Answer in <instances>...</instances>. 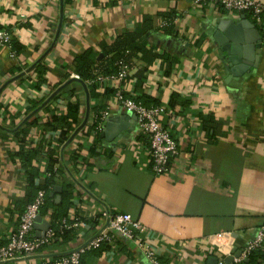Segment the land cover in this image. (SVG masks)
<instances>
[{
  "label": "crops",
  "instance_id": "crops-1",
  "mask_svg": "<svg viewBox=\"0 0 264 264\" xmlns=\"http://www.w3.org/2000/svg\"><path fill=\"white\" fill-rule=\"evenodd\" d=\"M60 6V0H0V28L13 32L22 46L15 56L0 48V86L27 70L51 46ZM243 14L230 15L192 0H64L63 21L52 48L0 94V245L18 224L23 205L17 201L25 197L28 186L11 153L32 149L38 140L57 153L54 168L61 179L49 197L60 204L62 183L70 182L74 191L63 199L62 211L84 221L72 229V241L52 240L41 249L43 253L56 255L91 239L101 202L130 214L154 233L164 264H209L212 257L219 264L223 255L215 245L196 243L211 235L222 234L218 243L236 251L251 241L264 221V53L258 67H242L234 74L228 55L213 37L219 21L238 23ZM173 15L178 16L177 36L174 28L166 32ZM144 18L148 46L175 56L177 63L165 76L159 60L149 65L133 58L132 95L143 102L158 100L166 109L172 92L190 102L186 110L178 107L164 116L179 151L162 175L151 170L148 143L137 131L134 114L112 99L104 106L108 115L101 128L91 120L100 111L97 106H90L85 129L75 134L74 130L63 142L45 127L51 114L66 109L68 99L59 92L79 82L71 81L51 97L74 74V57L88 47L101 56V42L112 44L116 36L136 30ZM178 36L188 38L189 44L182 46ZM199 39L201 43L194 44ZM38 64L47 68L44 83L39 81ZM82 94L80 123L86 114L83 86ZM209 113L218 123L212 141L202 128L201 116ZM78 145L88 151L75 162L70 152ZM46 157V151L37 156L38 167L45 166ZM45 176L35 177L33 183L40 184ZM49 213L51 209L43 219ZM114 235V246L85 252L81 264H150L132 241ZM39 262L40 257L34 256L0 264ZM257 262L264 264V254Z\"/></svg>",
  "mask_w": 264,
  "mask_h": 264
},
{
  "label": "built area",
  "instance_id": "built-area-1",
  "mask_svg": "<svg viewBox=\"0 0 264 264\" xmlns=\"http://www.w3.org/2000/svg\"><path fill=\"white\" fill-rule=\"evenodd\" d=\"M192 2L195 5H209V7L218 11L223 9L224 12L230 15L248 12L250 20L262 36V46L264 48V0H192ZM177 17H175L176 20L178 19ZM13 38L17 39L13 32L6 28L0 29V48H8L10 54L15 56L16 53L11 49ZM177 39L182 46L189 44L188 38L178 36ZM116 66L117 71L115 73L108 75L97 74L95 80L114 88L112 101L136 116L137 131L148 143L147 152L151 160V170L157 175L165 174L168 171L171 160L179 151L177 142L171 137L168 128L164 124V116L167 114V109L161 104L146 106L136 101L131 90L133 85L131 66L124 60L116 62ZM70 78L79 79L76 74H72ZM124 81L129 82L125 83ZM92 82V80L88 81V83ZM107 115L108 107L92 116L91 120L97 129L101 128ZM84 129L85 125L78 131H83ZM18 167L19 173L24 177L21 164H18ZM46 202L47 192L39 189L33 199L24 207L18 224L11 231L7 241L0 245V263L23 261L39 256V264H81V258L85 252L100 249L105 245L114 246L116 239L114 233H118L125 239L132 241L150 264H164L161 261V254L154 243L155 234L149 231L140 220L133 218L128 213L116 211L103 202H101L97 212L98 219L95 235L91 239L68 246L65 251L56 255L41 252V249L46 244L56 238L58 230L76 229L84 225V221L78 217L55 220L49 213L47 218L50 224L49 228L46 231L36 229V218L38 216L43 217L42 210L46 206ZM221 237L222 234L211 235L196 243L215 245L216 249L223 255L219 259V264H243L253 251H264V221L254 238L245 244L239 255L233 256L229 263H225L224 259L232 255V250L225 244L218 243ZM184 244H188L187 241Z\"/></svg>",
  "mask_w": 264,
  "mask_h": 264
},
{
  "label": "trees",
  "instance_id": "trees-1",
  "mask_svg": "<svg viewBox=\"0 0 264 264\" xmlns=\"http://www.w3.org/2000/svg\"><path fill=\"white\" fill-rule=\"evenodd\" d=\"M66 2L68 3L69 0H66ZM221 11L224 10L222 9ZM243 13H245L246 16L250 17V14L248 12ZM169 15L171 14H167V16ZM175 17H177V15H173L172 17H170V20H168L169 23L166 27V32H169V30H172V28H174V33H176L174 35L177 36L178 31L175 25L177 24ZM147 20V18H144L141 25L136 30L125 31L121 35L116 36L112 44L108 45L105 42H101V56H99L100 53H96L92 47H88L74 57L72 72L86 84L90 96V102H92L90 106H97V110H102L104 106H107V101L109 99H112L115 91L114 88H112L108 84L105 85L99 81H96L95 78L97 74L108 75L115 73L117 71L116 62H118L119 60H124L129 64V66L132 65L134 61L133 58L139 57L149 65H151L155 60H159L164 75L169 76L172 73L173 66L177 63V58L166 53L154 52L153 48L148 46L146 40V32L148 30ZM195 43L200 44L201 39L197 40V42L194 41V44ZM11 49L16 54L21 52L22 46L15 38H13L11 41ZM36 69L38 70L39 76H41L39 81L41 83H44L46 79L43 78V73L47 72V68L42 64H38ZM64 77H69V74L65 75ZM132 79L134 84L135 78L133 75ZM139 79L140 81L143 79L141 73ZM90 80H92L93 82L88 83V81ZM58 95H66L68 99L66 109L61 114H51L50 118H48L51 119V121H46L45 127L49 126V132H51V134L57 135L61 142H63L69 138V136L72 134V132H74L75 128L80 123L79 112L84 102V96L82 94V84L80 82H76L74 84L72 83L61 90ZM133 98L146 106L160 104L158 100L154 99L143 102L137 97L133 96ZM189 105V100L182 99L177 92H172L167 103V110L173 113L176 112V108L179 107L177 110H186L187 106ZM201 117L202 128L205 132V135L210 141H212L216 137V124H218L216 122L217 120L210 113L202 115ZM31 124L36 123L32 122ZM22 131H20L19 134H21ZM46 131L43 133V136L45 137L47 134ZM22 139L25 140V133L22 134ZM44 143L45 142L43 140H38L36 141V143H34L32 149H20L18 152L11 153L12 159H14L16 163L21 164V167L24 171L23 176L28 182L25 197L17 201L18 204H20L21 206L23 205V208L19 214L22 213L26 204L33 199L36 192L39 189H42L47 192V202L46 206L42 210V214L45 215L48 210L51 209V215L55 220H59L61 218H70V216L66 215V212L62 211L63 207L65 206L63 204V199L64 201L68 200L72 195L74 188L70 182L62 183V202L58 205H55L52 198L49 197L50 190L53 189L54 185L59 183L58 180L61 179V174L58 173V169L54 168V165L57 161L56 150L48 148ZM42 151L47 152V157L44 160L45 166L41 168V166H37V156ZM87 151L88 150L83 148V146L80 147L78 145L77 148L73 149L70 152V157L75 162L83 160ZM41 171H43V173H41ZM42 174L46 175L45 178H43L42 182L40 184L33 183L34 178ZM57 175H59V177H57ZM72 231V229L58 230L56 238L53 239V241H56L59 238H64L65 241L68 240L67 242L72 241L74 239L71 234ZM262 254H264V251H253L243 262V264H258L257 258L262 257Z\"/></svg>",
  "mask_w": 264,
  "mask_h": 264
},
{
  "label": "water",
  "instance_id": "water-1",
  "mask_svg": "<svg viewBox=\"0 0 264 264\" xmlns=\"http://www.w3.org/2000/svg\"><path fill=\"white\" fill-rule=\"evenodd\" d=\"M60 1H61L60 18L58 22V28L56 30V34L51 46L30 67H28L27 70H25L24 72H20L15 76L11 77L10 79L6 80L5 82H3L0 86V94L9 83L17 80L18 78L23 76L26 72H29L31 69H33L35 65L44 58L46 53L54 45L60 33V28L64 14V0H60ZM241 18L242 21L238 23H235L230 19H223L219 21L218 24H216L215 26L214 34H213L214 40L217 43V45L220 46L221 50L226 52V54L228 55L231 64L233 65L232 72L234 74H238V69L242 67H245L246 69L250 67H258V62L260 57L259 55L263 45L262 36L259 30L256 28V26L246 17L245 14H243ZM73 80L79 81L82 84L86 98L85 99L86 114L80 126L75 130L74 132L75 134L82 126L85 125L90 110V96L86 84L80 79L70 78L63 85L58 87L56 91L51 95V97L54 96L57 92H59L62 88H64L67 84H69ZM26 119L27 118H25L23 122ZM56 190L59 191L60 187H57ZM49 225H50L49 222L43 219L42 216H38L36 218V224H35L36 229H42L43 231H46L49 228ZM240 251L232 250V255L227 256L224 259L225 263H229L233 256H238ZM208 263L214 264L216 263V259L213 257L209 258Z\"/></svg>",
  "mask_w": 264,
  "mask_h": 264
},
{
  "label": "flooded vegetation",
  "instance_id": "flooded-vegetation-1",
  "mask_svg": "<svg viewBox=\"0 0 264 264\" xmlns=\"http://www.w3.org/2000/svg\"><path fill=\"white\" fill-rule=\"evenodd\" d=\"M244 30V29H243ZM264 51V48H263V46H262V48H261V52H260V57H259V62H258V65H259V63L261 62V58H262V54L264 53L263 52ZM250 52V51H249Z\"/></svg>",
  "mask_w": 264,
  "mask_h": 264
}]
</instances>
